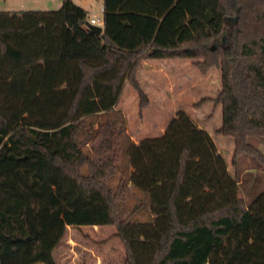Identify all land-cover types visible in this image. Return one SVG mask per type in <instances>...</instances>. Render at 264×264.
Here are the masks:
<instances>
[{
    "label": "trees",
    "instance_id": "trees-1",
    "mask_svg": "<svg viewBox=\"0 0 264 264\" xmlns=\"http://www.w3.org/2000/svg\"><path fill=\"white\" fill-rule=\"evenodd\" d=\"M101 1L103 36L73 0L0 11V264H57L68 226L110 224L126 264H264V189L246 203L186 111L126 147L110 120L84 128L114 110L126 82L148 103L143 60L194 59L201 72L220 70L208 100L221 105L215 132L234 139L232 164L246 155L264 168V0ZM124 151L123 185L144 192V221L119 219L121 188L108 183Z\"/></svg>",
    "mask_w": 264,
    "mask_h": 264
},
{
    "label": "rangeland",
    "instance_id": "rangeland-1",
    "mask_svg": "<svg viewBox=\"0 0 264 264\" xmlns=\"http://www.w3.org/2000/svg\"><path fill=\"white\" fill-rule=\"evenodd\" d=\"M62 1L0 0V11L56 10L61 7ZM73 1L85 8L88 16L91 15L92 7L85 5L84 0ZM87 1L94 4L93 8L98 9V0ZM222 38L225 39V35ZM194 61V59L154 60L160 64H151L147 71L139 70V67L136 78L137 80L141 78L143 82L141 89L148 103L140 106L139 94L126 82L121 98L125 105L118 104L111 112L86 118L84 128L91 124L96 128L100 121L110 120L120 129V140L122 146L126 147L129 141L136 142L146 136L159 135L175 113L184 110L198 126L206 127L210 132L219 153L227 161L229 172L238 179V195L247 203L264 189V168L256 167V163L246 155L239 158L237 166L232 164L234 139L215 132L222 119L221 105L215 106L213 101L208 100L216 98L221 89L220 70L213 67L205 73L201 72L194 66ZM138 82L140 84L139 80ZM203 99L207 100L202 102ZM259 147L264 152V147L261 145ZM82 148L93 155L90 140ZM128 163L129 156L124 151L108 183L113 189L121 188L117 203L119 219L144 221L149 218V206L144 192L130 183L123 185L130 172ZM53 253L57 264H126V249L117 235L115 224L68 226Z\"/></svg>",
    "mask_w": 264,
    "mask_h": 264
},
{
    "label": "crops",
    "instance_id": "crops-1",
    "mask_svg": "<svg viewBox=\"0 0 264 264\" xmlns=\"http://www.w3.org/2000/svg\"><path fill=\"white\" fill-rule=\"evenodd\" d=\"M99 1V4L100 3H102V1L101 0H98ZM84 4L86 5H90V7H92V9H91V13L93 12V11H96V9L95 8H93V6H94V4L93 3H90L89 1H87V0H84ZM85 9V8H84ZM87 11V10H86ZM154 60H167V59H145V60H143L142 61V64H141V66H140V69L139 70H145V71H147L148 70V68L147 67H150V65L151 64H160V63H156V62H154ZM161 63H163V62H161ZM137 75H138V73H137ZM148 76H150V74L148 75ZM139 77V76H138ZM138 80L140 81V84H141V87L143 86L142 85V80H141V78H138ZM148 93V92H147ZM148 95H150L149 93H148ZM122 96H123V90H122V93H121V95H120V97H119V100H118V102H117V104H116V106L118 105V104H121V105H125V104H123V102H121V98H122ZM151 96V95H150ZM115 106V107H116ZM202 128H204V129H206L207 130V128L206 127H202ZM164 130H165V128H163L162 129V131H161V133L159 134V135H161L163 132H164ZM208 131V130H207ZM209 132V131H208ZM210 133V132H209ZM159 135H157V136H159ZM146 137H153V136H146ZM145 138V137H144ZM143 139V138H142ZM137 142H139V141H136V143ZM233 149H234V147H233Z\"/></svg>",
    "mask_w": 264,
    "mask_h": 264
},
{
    "label": "built area",
    "instance_id": "built-area-1",
    "mask_svg": "<svg viewBox=\"0 0 264 264\" xmlns=\"http://www.w3.org/2000/svg\"><path fill=\"white\" fill-rule=\"evenodd\" d=\"M96 11H93L91 13V15L89 16L88 22L91 24L99 25V26L103 27V12H104L103 3L99 4V7ZM99 14H101V15H99Z\"/></svg>",
    "mask_w": 264,
    "mask_h": 264
},
{
    "label": "water",
    "instance_id": "water-1",
    "mask_svg": "<svg viewBox=\"0 0 264 264\" xmlns=\"http://www.w3.org/2000/svg\"><path fill=\"white\" fill-rule=\"evenodd\" d=\"M86 26L91 29L95 34L103 36V28L99 25H94L89 22L86 23Z\"/></svg>",
    "mask_w": 264,
    "mask_h": 264
}]
</instances>
